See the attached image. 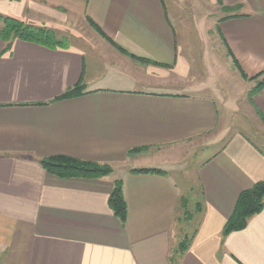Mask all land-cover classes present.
I'll list each match as a JSON object with an SVG mask.
<instances>
[{
	"label": "crops",
	"instance_id": "crops-1",
	"mask_svg": "<svg viewBox=\"0 0 264 264\" xmlns=\"http://www.w3.org/2000/svg\"><path fill=\"white\" fill-rule=\"evenodd\" d=\"M191 1L0 0L1 15L59 38L90 20L147 60L92 27L98 45L87 49L16 40L4 53L0 38V264H264V208L223 236L239 196L264 181L261 132L229 125L254 121L264 131V88L250 115L240 113V94L226 73L222 83L212 73L211 52H196L204 14ZM220 1L208 3L226 54L249 78L264 73V0ZM80 82L81 96L59 99ZM52 156L113 173L58 178L41 165ZM141 169L163 174L133 172ZM116 181L125 223L109 207Z\"/></svg>",
	"mask_w": 264,
	"mask_h": 264
},
{
	"label": "trees",
	"instance_id": "trees-1",
	"mask_svg": "<svg viewBox=\"0 0 264 264\" xmlns=\"http://www.w3.org/2000/svg\"><path fill=\"white\" fill-rule=\"evenodd\" d=\"M221 2L220 0H218ZM0 38L5 43L4 53L12 50L13 43L16 40L24 42L36 43L51 49L62 48L69 49L70 44L67 38H59L55 32L43 28L33 26L25 21L17 20L8 16L0 14ZM89 25L103 38H105L111 45L118 49L121 53L128 55L133 60H140V62L147 63V60L137 59L133 55L128 54L121 47L115 44L108 38L100 28H98L92 21H88ZM230 55V53L228 52ZM231 56V55H230ZM233 64L239 72L242 79L247 81H255L256 86L250 92V98L256 95L264 88V73L258 74L249 78L242 70L238 61L233 58ZM84 91V86L80 82L75 87L69 89L59 99H70L81 96ZM142 149L135 150L132 153H141ZM41 165L44 170L50 175L62 179L82 178V179H100L107 177L113 173V170L108 165H101L95 162L83 161L69 156H52L41 160ZM134 173H156L163 174L160 170H134ZM109 207L114 214L121 220L126 222L127 205L123 194L122 181H116L113 191L109 197ZM264 208V181L255 184L251 189L244 191L238 198L234 212L227 221L223 236H227L233 232L241 231L246 228L249 220L255 215L259 214ZM196 211H201L200 205L196 204ZM187 213V212H186ZM193 236H186L178 244L177 254L183 255L188 249L193 239Z\"/></svg>",
	"mask_w": 264,
	"mask_h": 264
},
{
	"label": "rangeland",
	"instance_id": "rangeland-1",
	"mask_svg": "<svg viewBox=\"0 0 264 264\" xmlns=\"http://www.w3.org/2000/svg\"><path fill=\"white\" fill-rule=\"evenodd\" d=\"M196 1V0H195ZM179 2L183 3L184 0H179ZM194 2L192 0L190 3ZM197 2V1H196ZM202 3V12L200 13V10L198 11L200 14H204V17L201 19L203 20L201 23H204V25L200 24L195 31V34H200L202 36V43H196V52L200 51H210L211 55L214 58H211L212 67L215 69L216 74H218L220 79V83H222V75L223 73H226V78L229 80V85L233 89V92L240 94L238 96L237 100L239 102L240 106V113L244 115H250L251 113V104H250V92L254 89L253 86L256 84L255 82H250L247 80H244L240 77V75L235 71L232 59L226 54L227 50L224 46V42L222 41V36L219 34V27L214 25L217 23L218 19L220 18V14H215L216 7L214 4L208 3V0H200ZM185 3V2H184ZM207 16L209 19H207ZM223 16V15H222ZM208 23V24H207ZM210 26H207L209 25ZM68 42L70 46H73L75 48L80 49H87L91 46L98 45V40L95 37V33L91 30V27L84 26H78L74 29V32L71 33V35H67ZM201 45V48L199 47ZM198 47V48H197ZM235 71V72H234ZM214 73V74H215ZM217 84L219 83L218 80L216 81ZM221 88L222 85L218 84ZM246 118V117H245ZM240 115L238 116V120H240ZM235 121L230 119V128L232 130L236 129V125L238 128L244 130V129H251L254 131H259L261 133L258 134L259 139H256L257 143L261 145V147L264 148V131H260L258 128V124L254 123V121H249L246 124L242 123L241 125L239 123H235ZM247 127V128H246ZM255 141V140H254ZM197 160H194L190 167L188 168V172L191 173V169L195 168L197 166ZM155 170V169H152ZM198 190L197 188H194V190ZM197 193V192H196ZM196 195V194H195ZM186 197L190 200V197L188 193L186 194ZM194 203L190 200V203L188 204V213H192Z\"/></svg>",
	"mask_w": 264,
	"mask_h": 264
}]
</instances>
